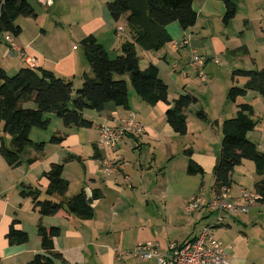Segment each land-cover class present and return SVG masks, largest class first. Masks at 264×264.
I'll return each instance as SVG.
<instances>
[{"label": "crops", "instance_id": "obj_1", "mask_svg": "<svg viewBox=\"0 0 264 264\" xmlns=\"http://www.w3.org/2000/svg\"><path fill=\"white\" fill-rule=\"evenodd\" d=\"M94 1L95 3L85 0L81 10L78 11V14L83 15L84 18L80 19L79 22L81 23L76 27L73 24L66 25L63 23V17L60 14L61 21H57L56 25L49 31L46 28L47 20L37 15L35 19H29L30 22L25 21L23 23L18 20L17 24L21 27L22 32L18 37L11 35L15 43L24 50L26 56L35 60V68L53 71L60 77L72 80L74 86L79 83L83 84L84 74L93 77L92 69L81 46V41L85 37L95 36L108 53L110 50L115 49L120 51L124 43L120 37L131 40L126 16L115 22L110 13L106 11V9L108 10V3L112 0H99L98 3L96 0ZM66 2L71 4L72 0H66ZM235 2L238 7L237 15L229 25H225L223 22L226 13L224 2L219 0H194L193 7L198 15L196 25L187 31H183L174 26L175 24H171L168 26V31L174 41L170 44V49L167 50L165 47L159 52L141 50L143 57L149 59L150 65L157 66L161 71V75L168 72L166 74L167 78L173 79L175 78L174 73L179 74L176 79L178 80L179 77L183 76L187 79L186 82L189 81L187 69L192 67L193 52L203 57L206 62H209L208 64L214 63L215 60L219 61V57L225 58L227 73L231 75L230 89L233 84L232 74L235 70H261L264 68V0H237ZM55 6L56 1L54 0L53 7L48 8L49 10L46 8L43 10L51 15ZM63 7L66 10V6L63 5ZM63 7L61 8L63 9ZM245 9L247 10L245 11ZM121 21L124 24V27L121 26L124 32L118 34L116 24ZM5 36L0 37V65L8 74L29 67L18 54L9 50ZM233 38H235L234 41H232ZM185 39L190 40V45L187 48L175 47L176 44L182 43ZM138 50L140 49L138 48ZM170 67L172 68L171 71L169 70ZM125 79L128 82L126 77ZM241 79V84L244 86L246 79ZM178 84L179 81L175 84L176 90L179 92ZM128 87L130 109L125 110L110 105L102 113L96 112V114L86 115L85 112V117L93 122V127L90 129L66 128L65 126V128H62V121L55 115H49L50 125L53 123V127L51 125L52 128L49 126L47 130L34 128L30 134L35 143H45V149L47 144L51 143L53 135L65 136V140L61 144L51 143L54 146H59L57 152L60 153V150H64V154L67 152L84 159L83 163L80 164L85 172L84 182L87 187L82 189H85L88 194H91L93 190H100L103 195L101 199L94 202L95 215L93 219L82 220L69 215L65 211H61L55 216L43 217L38 211L34 210L30 198L21 197L20 186L22 184H31L36 187L35 182L37 181L39 184L41 182L42 192L46 191L49 184L48 180L44 177L41 180L39 179L44 173L47 163L45 152L38 154L33 150H28L24 155L26 162L31 158H37V161L32 165L24 164L26 166H21V169L20 167H9L0 155V264H29L35 255L44 253L41 238L38 235L40 224L46 228L58 227L61 229V235L54 239L55 252L62 254L70 264H155L154 261L146 262L131 255L119 257L117 250L131 252L141 242L155 241L160 245L161 252L164 253L171 243L183 244L193 240L204 227L209 225H202L200 228L194 226L197 221L199 222L206 215L205 212H201L202 209L199 210L200 213L189 212L188 206L192 198L209 202L215 192L212 188L213 193L210 200L203 199L202 195L196 194L198 183L202 182L204 184V181L199 178L201 175H188V161L184 170L185 173L181 174L178 181L173 180L168 172L163 174L154 195L157 198H153L154 200L151 198L147 200L144 197L129 200L128 197H124L127 190L123 188L125 187L123 184H127L131 180L134 182L139 177L142 178L146 166L149 165L152 168L151 165L156 160L153 159V156H156L159 147L164 149L163 145L167 144L165 149L168 157L173 155L175 151L173 147L176 149L177 145L173 142L172 147L170 143L166 142V139H169L168 142H170L172 138L178 135L166 122V111L170 105L159 103L154 107L148 105L149 107L145 108L143 106L145 102H142V104L136 102L129 83ZM177 94L175 93L174 96L171 93L169 94L171 104ZM250 94L255 95L252 103L247 101ZM237 102H249L254 105V118L259 123L256 129L249 134V138L253 137L251 140L264 153V98L258 93L250 91L246 97L239 98ZM218 107L219 111L215 114L217 117L216 122L208 121L207 129L202 126L203 124H196L198 126L197 128L194 127L196 132L207 135L210 134L211 129L216 135L215 139L218 138L224 121L236 116L237 113L236 104L233 102L231 104L225 102L224 107ZM132 116L143 127L144 134L142 136L127 135L115 149H107L100 145L98 134L101 126H120L132 119ZM96 124L97 138L91 132ZM221 136L219 135L218 141H210L212 147L206 144L207 146L203 150L193 152L192 158L203 167L204 175L207 173L214 174V168L221 153L223 138ZM218 142H220V145ZM213 146L218 147V151ZM145 147H148L149 154L146 159H143L145 158L143 155L140 153L137 155L135 152L137 150L142 151ZM97 152L100 159L94 158ZM68 155H62L64 156L63 160L70 156ZM133 157L136 163L131 164L130 161L129 164L131 165H129L128 159ZM106 161L115 164L117 168L109 175L103 173ZM73 162L78 161L74 160L66 163L64 175L67 166ZM48 163L51 165L54 162L48 160ZM249 173L252 177V173ZM138 181H141V179ZM252 182L255 189L257 181L252 180ZM131 187L134 188L133 185ZM235 188L236 190L239 189L233 183L231 191L235 196H238L241 190L234 192L233 189ZM67 197L70 198L72 195H69L68 192ZM44 199H47V196ZM52 199L59 201L62 198L55 195ZM155 200L161 203V207H158L157 216L153 215L150 210L151 204ZM139 205L145 209L141 210L142 208L140 209ZM258 206L252 208L255 209ZM197 215L198 217L193 225L194 231L190 233L189 230L185 235V231L191 226V221L189 223L187 217L195 218ZM13 222H16L15 228L17 230H22L28 234L29 241L27 243L22 245L10 244L7 236ZM232 222H240L244 225L246 223L245 220L234 215L216 228L218 231L231 229L233 227ZM252 226L253 230L260 229L255 221H252ZM238 227L240 228V225ZM260 231L264 233L263 230L260 229ZM218 234H220V236L216 235L219 238L218 240L223 242L226 253L234 264H259L264 258V251L258 257L256 255L257 250L251 249L245 244L241 246L240 242L242 240L233 238L227 231ZM247 236L248 234L245 232V236L242 237ZM163 237H166V239ZM234 244L237 245L233 247Z\"/></svg>", "mask_w": 264, "mask_h": 264}, {"label": "trees", "instance_id": "obj_2", "mask_svg": "<svg viewBox=\"0 0 264 264\" xmlns=\"http://www.w3.org/2000/svg\"><path fill=\"white\" fill-rule=\"evenodd\" d=\"M193 1L113 0L108 3L109 13L115 22L126 16L131 40L123 43L120 55L111 58L95 36L85 37L81 41V46L92 69L93 77L84 74L83 85L77 91L72 80L60 77L53 71L26 67L10 76L0 65V124H3L0 155L8 166L20 167L29 149H34L39 154L44 153L46 144L35 143L30 134L34 128L47 130L51 122L49 115L58 117L66 128L90 129L93 127V122L85 117L86 110L102 113L110 105L129 110V87L124 77L126 75L129 76L135 93L147 105L152 107L159 103L170 105L166 111V122L176 134L187 135L188 122L185 111L196 104L198 99L183 88L184 91L171 104L169 86L163 79L160 69L155 65H150L145 70L140 68L138 48L146 52H159L171 44L174 39L167 27L172 23H179L183 31L194 27L198 15L194 10ZM219 1L224 2L226 6L223 22L229 25L237 15V4L234 0ZM22 17H37L36 10L29 0H0V37L6 34L18 37L22 29L17 22ZM241 78L246 79L244 86L238 85ZM232 80L233 84L227 97L236 104L237 113L233 118L225 120L222 125L221 153L214 168L213 190L216 193L224 187L231 189L235 169L244 161H251L259 177L254 192L262 196L260 203L263 205L264 153L249 139V134L256 129L259 122L254 118L252 105L237 100L246 97L250 91L264 98V68L235 70ZM74 93H76L75 98ZM197 118L204 123L209 121L204 111L197 113ZM143 134L144 131L141 135L134 136ZM7 136L10 140L6 142ZM64 140L65 136L55 134L50 142L57 145ZM184 154L188 158V175L203 176L204 169L193 160V151L185 150ZM94 158L100 159L98 152ZM74 160L83 163L81 157L70 155L64 163L50 165V168L43 173V177L49 182L44 193L31 184L20 186L21 197L30 198L34 210L41 216H55L65 211L82 220L94 218V202L103 197L100 190H93L88 194L82 189L76 195L67 197L70 182L64 178V170L66 163ZM36 161L37 158H31L27 163L32 165ZM43 195L47 196V199H42ZM55 195L62 199L59 201L52 199ZM210 214L214 212L210 211ZM15 225L16 222H13L7 236L10 244L27 243L28 234L17 230ZM38 235L44 253L35 255L29 264H70L62 254L55 252L54 239L61 235L60 228H46L40 224Z\"/></svg>", "mask_w": 264, "mask_h": 264}, {"label": "rangeland", "instance_id": "obj_3", "mask_svg": "<svg viewBox=\"0 0 264 264\" xmlns=\"http://www.w3.org/2000/svg\"><path fill=\"white\" fill-rule=\"evenodd\" d=\"M29 1L34 6V9L36 10L37 15L40 18L47 20L46 28L49 31H50V29H52L56 25L57 21L58 22L61 21V15L63 17L62 18L63 23H65L66 25L73 24L74 27H76L77 25H79V23H81V22H79L80 19L84 18L83 15L80 16L78 14V11L81 10V6L85 2V0H72L71 4L67 3L66 0H55L56 6L53 8L51 15H49V13L44 11L43 9H45V8L43 6H41L40 4H38V2L36 0H29ZM90 1L95 3L94 0H90ZM96 1H97V3L99 2V0H96ZM234 1H237V0H234ZM245 3H246V1H245ZM63 5L66 6V10L64 9ZM61 7H63V9ZM47 10H49V9H47ZM246 10L247 9H245V11ZM106 11L109 13V11L107 9H106ZM29 19L32 20L35 18H31V17L30 18H23L22 17L19 19V22H23V23L25 21L30 22ZM172 24H175L174 26L179 27L182 30L179 23H172ZM116 26L117 27L118 26L124 27L123 21L117 23ZM239 27H240V25H239ZM120 38H122V40L124 42L128 40V38H125V37H120ZM234 40H235V38L232 39V41H234ZM170 46L171 45L168 44L166 46V49L169 50ZM109 53H110L111 58H116L118 55H120L121 52L117 51L115 49V50H110ZM138 53H139V56L141 58L140 59V68L142 70H145L150 65L149 59L143 57V52L141 51V49L138 50ZM170 55H172V54L170 53ZM218 59H219V61L215 60L214 63H210V64H208L209 63L208 61L206 62V60H204L205 66L201 69V71L203 72V74L206 75V81H202V79L199 77L198 68L193 67V65H192V67H188V69H187V72L189 74V81L188 82H186L187 79L184 78L183 76L179 77L177 80L176 77H178L179 74L177 75L174 73L175 78L172 79L170 77L167 78L166 74L168 72L162 73V77L164 78V80L169 85V94L171 93V95L174 96L175 93H178L177 94V97H178L179 94L184 91L183 88H185V90L187 92H189L190 94H192L193 96H195L198 99L196 104L191 105V107L187 111H185V115L187 117V122H188V126H189V133H187V135H184V136L177 135L176 137L172 138L170 140V142H168L169 139H166V142L170 143V145H172V147H173V142L177 145L176 149H174V147H173V150H175L173 155L168 157V154L166 153V149H165V145H167V144L163 145L164 149H163V147H159L158 151L155 154L156 156H153V159H156V160H154L155 162H153V164L151 165L152 168H150L149 165L145 167V173H144L143 177L142 176H141L142 178L139 177V179H141V181H138L139 179H136V181L134 180V182H132V180H131L127 184L123 182L124 183L123 185L125 186L123 188H125L127 190L126 193L124 194L125 198L128 197L129 200H131V198L134 199V198H141V197L142 198L144 197V199H147V200L150 198L151 199L157 198V196L154 197V195L156 193V188L158 187V183H159L160 179L162 178V176L165 172H168L169 176L175 181H178L180 179L181 174L185 173L184 170L186 169L187 161H188L187 157L184 154L185 150H192L193 152L203 150L204 148H206V146H207L206 144L211 146V142L218 141L219 135L220 136L222 135L221 138L223 137L222 129H220V133L218 134L217 139H215L216 135L214 132L211 131V129H210V134H207V135L202 134V132L201 133L196 132L194 130V127L197 128L198 124H200V125L203 124L202 126H204L207 129V124H208V123H204V122L200 121L197 118V113H199L200 111H204L208 120L211 121L212 123H215L217 120V117L215 116V114H217L219 111L218 106L224 107L225 102H228V104H231V102L227 99V92L229 89V85L231 84V75H229L227 73V68H226V66H227L226 62L227 61L225 58H222V57H219ZM171 60H172V58H171ZM169 70L171 71L172 68L170 67ZM18 72H11V74H9V75L13 76V75L17 74ZM124 77H126L128 80L129 86L132 89L133 97H135L136 102L142 104L143 101L135 93V91L131 85V81L129 79V76L126 75ZM241 80L242 79H240L239 86H242ZM177 81H179V84H178L179 92L176 90L177 87L175 85ZM82 85L83 84H81V83L76 84L74 86L75 91L80 89L82 87ZM73 96L75 98L76 93H74ZM254 96H255L254 94H250L247 97V101L252 103ZM176 98H174V99H176ZM251 105H252V107L254 106L253 104H251ZM143 106L145 108L149 107L145 103H143ZM70 107L71 108L73 107L72 104L70 105ZM257 107H259V106H257ZM253 110H254V108H253ZM90 113L96 114V111L86 110V115H89ZM51 125L53 127V123ZM51 125H50V127H51ZM96 126H97V124L93 128V131H91L95 138H97ZM2 127H3V125L0 124V131L2 130ZM62 128H65L64 125H62ZM91 132H90V134H91ZM0 135H3V134L1 133ZM98 137L100 138V134H98ZM208 138L210 140H207ZM252 138L253 137H250L249 139L251 140ZM9 140H10V137L7 136L6 142ZM100 142L101 141L99 140V143ZM218 143L220 145V142H218ZM213 148L218 151V147L213 146ZM58 149H59V146H54L51 143L47 144V147L44 150L45 154H47V157L45 158V161H47V163L45 165L44 172L50 168V163H48V160L52 161L54 163H58V164H62L63 161L66 160V159L63 160L64 156H62V155H68L69 153L66 152V154H64L65 153V152H63L64 150H60L61 152L58 153L57 152ZM29 150H33L34 152H36L34 149H29ZM36 153H38V152H36ZM135 153L137 155L140 153L141 155H143L145 157L143 159H146L148 154H149V149H148V147H145L142 151L137 150ZM69 155H72V154H69ZM218 157H219V154H218ZM169 158H171V159L169 160ZM129 159H128V164L130 163V161H131V164L136 163L134 161L135 160L134 157L129 158ZM83 161H84V159H83ZM24 164H27V162H26V159H24V157H23V164L21 166H23ZM131 164H129V165H131ZM21 166H20V169L22 168ZM24 166H26V165H24ZM248 171L252 173V175H253L252 177L250 176V173ZM64 176H65L64 178L68 179L71 183L70 189H69V195H72V196L76 195L77 193H79L81 191L82 188L87 187L85 182H84L85 181L84 180L85 172L83 170L82 165L78 162H73L71 165H68L66 168V172H65ZM42 177H43V173L39 179L41 180ZM199 178L203 179L204 184L202 182L198 183L196 194L202 195L203 199L210 200L212 193H213L212 188H213V184H214V180H215L214 176L211 175V173H207L206 175L200 176ZM252 180L253 181L259 180V177L257 176L256 171H255V166L251 161H244L243 164L241 166L237 167L234 171L233 183L235 185H237L239 187V189L236 190V188H235V189H233V191L239 192L242 189H245L248 191H255V189L253 188L254 183L252 182ZM201 183H202V185H201ZM35 184L37 185L36 186L37 188H39L40 190L42 189L41 182L39 184V182L36 181ZM131 185L134 186L133 189H132ZM44 198H45V196L44 197L42 196V199H44ZM151 205H152L150 208L151 212L153 213V215L157 216L158 207H161L160 206L161 203H159L158 200H155L152 202ZM139 207H140V209L142 208L141 210L145 209V208H143V206L139 205ZM195 212H199V210H197ZM201 212H205L206 216L203 217L199 222L197 221L196 224L194 223V221H195V219H197L198 215L195 218H192L190 216L187 217L188 222L190 223V221H191V226H189L188 230L185 231V235L188 233L187 231H189V230H190V233H192L194 231V229H193L194 224H195L194 226H197V228H200L202 225H207V224L213 223V221L215 220V217H216L215 213L210 214L207 209H202ZM236 216L245 220L246 221L245 225H244V223L240 224V222H235V223L232 222L233 227L231 229H221L222 231H220V230L218 231L217 228H214V229H212L213 236L216 239H219L216 235L220 236V234H218V233H222V232L227 231V233L231 234V236L233 238L242 240V242H240L241 246L245 244V245H247V247L257 250L258 253H256V255H258V257H260L264 251V233H261V231H260V229H261L264 232V204L259 205L255 209L252 208L248 214L239 212L236 214ZM252 221H255L257 224V227H259L260 229L257 228L255 230H253ZM238 225H240V228L238 227ZM229 230H231V231H229ZM251 230H253V231H251ZM217 231H218V233H217ZM248 231H251V232H248ZM240 232H242L244 235L241 234ZM245 232H247L248 236L242 237V236H245ZM164 235H166V234H164ZM163 238L166 239V237H163ZM147 242H149V241H147ZM152 242H155V241H152ZM236 245L237 244H234L233 247H235ZM259 264H264V258L262 259V261L259 262Z\"/></svg>", "mask_w": 264, "mask_h": 264}, {"label": "built area", "instance_id": "obj_4", "mask_svg": "<svg viewBox=\"0 0 264 264\" xmlns=\"http://www.w3.org/2000/svg\"><path fill=\"white\" fill-rule=\"evenodd\" d=\"M37 2L47 9L54 6V0H37ZM116 32L123 34V27L118 26ZM5 40L11 52L18 54L29 67H36L35 60L26 56L24 50L15 43L11 34H6ZM189 45V39H185L175 47L182 49ZM191 64L198 68L202 81H206V75L201 71L205 66L204 58L193 52ZM143 131V127L135 121L134 116L120 126H101L99 128L100 145L107 149H114L127 135H141ZM104 165L103 173L106 175L117 170L115 164L110 162L106 161ZM261 199L262 196L257 192L245 189L235 196L229 187H224L214 193L209 202L192 198L188 206L189 212L206 208L216 214L213 223L204 227L196 238L183 244L171 243L164 253L161 252L158 243L149 241L137 244L131 252L118 249L117 255L119 257L131 255L143 261H154L155 264H233L226 253L223 242L213 236L212 229L224 224L227 219L239 212L248 213L252 207L261 205Z\"/></svg>", "mask_w": 264, "mask_h": 264}]
</instances>
